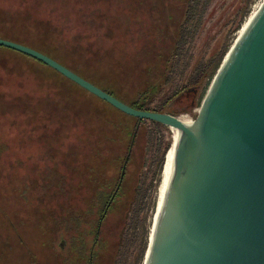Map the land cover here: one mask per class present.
Listing matches in <instances>:
<instances>
[{"label": "rangeland", "instance_id": "374dc122", "mask_svg": "<svg viewBox=\"0 0 264 264\" xmlns=\"http://www.w3.org/2000/svg\"><path fill=\"white\" fill-rule=\"evenodd\" d=\"M263 1L246 0L243 18L245 0H0V22L9 29L16 23L44 27L55 54L71 53L68 62L83 78L128 104L160 85L163 92L152 104L158 107L196 64L226 46L231 33L235 43ZM192 7L195 39L166 85L164 59ZM138 122L76 92L46 68L0 51V264L84 263L61 250V218L70 205L87 208L95 192L87 167L97 158L105 166L102 177H117L114 160L128 144L122 129ZM139 131L122 204L102 228V264L115 263L120 237L125 245L118 264H132L162 152L174 141L170 129L148 120ZM98 150L102 156H95Z\"/></svg>", "mask_w": 264, "mask_h": 264}, {"label": "water", "instance_id": "95a60500", "mask_svg": "<svg viewBox=\"0 0 264 264\" xmlns=\"http://www.w3.org/2000/svg\"><path fill=\"white\" fill-rule=\"evenodd\" d=\"M0 46L43 62L129 116L179 133L146 206L137 252L156 199L143 264H264V1L234 44L230 34L212 82L178 116L133 108L26 45L0 38Z\"/></svg>", "mask_w": 264, "mask_h": 264}, {"label": "trees", "instance_id": "16d2710c", "mask_svg": "<svg viewBox=\"0 0 264 264\" xmlns=\"http://www.w3.org/2000/svg\"><path fill=\"white\" fill-rule=\"evenodd\" d=\"M247 12L248 11L245 8L242 14L243 18L246 16ZM193 17L194 9L192 7L186 14V19L179 27L178 36L171 54L169 55V57L164 59L165 71L163 73L162 79L166 85H171L173 79H176L178 75L176 65L178 66V64L183 61L186 47L195 39V34H193L192 32L196 31L197 27L193 23ZM2 22H0V38L31 47L58 61L62 65L66 66L67 68L78 74L79 76L84 77L85 74L81 70L76 68L74 69L73 66L68 62L67 56L71 55V53H68L64 56L55 54L56 52L54 53V50L50 46L52 45V43L49 41V37H44V35L49 36L48 34H46L48 31L45 30L44 27H27L21 26L20 24L16 23L12 25V29H9L5 28V23ZM239 26L237 27L238 29ZM230 49L231 47L227 48L226 46L219 47L211 56L210 60H208L206 63L196 64L191 69V72L189 73L186 82L180 84V86L182 87L173 91L170 95L163 98L161 104L158 107H153L152 104H154V102L158 100L161 93L163 92V88L161 87L159 89L158 87L160 85L151 86L147 91L141 94L140 99H138L137 102H134L132 104H128L126 102L124 103L138 110L167 113L174 116H178L179 114L188 111L193 105H195L199 88L201 86L206 85L208 82H212L214 76L219 70L221 64L223 63V60L225 59ZM0 51L9 52L15 55L19 60H30L52 72V74H54L55 77L59 80L61 79L62 81H65V83H68L73 86V89L76 92L87 94L90 96L91 99L106 105L112 110L114 109L116 112H119L128 118L138 119L116 109L109 103L105 102L104 100H101L97 96L83 89L82 87H80L79 85L69 80L68 78H66L65 76H63L62 74H60L53 68L47 66L41 61H38L30 56H27L23 53L3 46H0ZM179 73L180 76L184 77V75L187 73V70H183ZM161 86H164V84H161ZM102 90L115 97V95L110 90L106 88ZM182 96H186L184 102H187V109L177 110L174 107V104L179 103L178 100ZM89 103L94 106L91 102ZM138 121L139 122L135 125L133 129H122L127 131L125 137L128 138V144L126 153L124 155L116 157L114 160V162H118L117 165L119 173L117 177H102L105 166L104 164H100L98 166L100 158H97L94 161L93 166L89 168L87 167L89 178L92 182V185L95 187V192L87 203V208L76 209L73 205H70L67 208V211L65 212L64 216H62L61 218L60 223L62 224V227L64 229V234L61 235V250L64 251V253L77 256L81 261H84V263L74 262L72 264H102L104 256L103 253L107 248V242L102 235V228L104 227L106 221L110 218V215L116 213L117 209L120 208L122 204L121 199L124 195L125 184H127V179L129 175L128 170L133 160V150L137 144L140 132L139 130L141 128V121L144 120L138 119ZM150 122L162 128H165L166 130H169L168 127L160 123L154 121ZM171 146L172 144L168 143L167 145H165V148L162 152L160 164L158 165L159 167L156 171L155 188L158 187L160 184L161 173L162 169L164 168L163 164L165 166L164 162H166L165 156H167V153ZM95 156H102L101 151L98 150L95 153ZM156 202V199H154L152 204L153 216L151 219V228H145L144 234L141 239V245L139 247L137 255L135 256L133 264L144 263L145 255L149 246V238L151 234L154 213L156 210ZM124 245L125 238L120 237L119 249L117 253L118 257L116 255L114 264L119 263L118 258L122 256Z\"/></svg>", "mask_w": 264, "mask_h": 264}, {"label": "bare ground", "instance_id": "6f19581e", "mask_svg": "<svg viewBox=\"0 0 264 264\" xmlns=\"http://www.w3.org/2000/svg\"><path fill=\"white\" fill-rule=\"evenodd\" d=\"M257 6V5H256ZM261 6V5H260ZM260 6L258 5V7L252 12V14L249 16L248 19H246L245 23L242 24V27L239 31V35L243 32V30L248 26V24L250 23L251 21V18L253 17V15L256 13V11L260 8ZM172 133H173V136H174V141H173V144L171 146V148L169 149L168 153H167V156L165 157L166 158V162H165V165L168 163V161L170 160V158L172 157L173 153L175 152V148H176V144H177V141H178V138H179V133L177 132L176 129H172ZM165 167V166H164Z\"/></svg>", "mask_w": 264, "mask_h": 264}, {"label": "flooded vegetation", "instance_id": "af4514ba", "mask_svg": "<svg viewBox=\"0 0 264 264\" xmlns=\"http://www.w3.org/2000/svg\"><path fill=\"white\" fill-rule=\"evenodd\" d=\"M174 107L177 110L187 109V102L176 103V104H174Z\"/></svg>", "mask_w": 264, "mask_h": 264}]
</instances>
